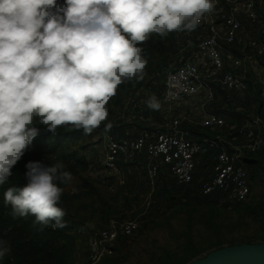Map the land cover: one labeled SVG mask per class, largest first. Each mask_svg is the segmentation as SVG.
<instances>
[{
  "label": "clouds",
  "instance_id": "9594fccd",
  "mask_svg": "<svg viewBox=\"0 0 264 264\" xmlns=\"http://www.w3.org/2000/svg\"><path fill=\"white\" fill-rule=\"evenodd\" d=\"M216 0H0V186L40 127L71 126L90 135L108 121L110 101L125 82H141L147 58L138 46L153 34L195 30ZM55 10V14L53 11ZM151 110L161 101L152 94ZM26 183L4 192L13 218L63 229L58 206L73 181L63 162H28ZM0 239V261L10 253Z\"/></svg>",
  "mask_w": 264,
  "mask_h": 264
},
{
  "label": "trees",
  "instance_id": "16d2710c",
  "mask_svg": "<svg viewBox=\"0 0 264 264\" xmlns=\"http://www.w3.org/2000/svg\"><path fill=\"white\" fill-rule=\"evenodd\" d=\"M51 11L55 14V10ZM199 35L200 30L170 33L166 37L153 34L148 41L138 45L143 48V55L148 60L145 79L138 83L125 82L118 87L116 96L107 106L108 121L124 111L128 98H144L136 96L141 89L153 92L159 98L164 91V84L158 87L156 81L161 76L165 77L171 67L180 64L181 59L178 61L177 55L191 40H194V47L198 45ZM183 54L182 57L186 58L190 53L185 51ZM247 84V90L241 94L226 93L218 88L216 101L209 107V112L225 120V129L232 133L230 138L237 137V141L240 140L238 131L244 121L253 114L263 115L264 111L261 86L253 78L247 79ZM157 89L160 91L157 92ZM145 110L144 117H139V121L129 124L119 120V124H112L107 133L117 139H132L139 136L141 130H152L142 124V120L151 114L149 108ZM139 111L140 108H136V112ZM39 127L40 134L12 169L13 175L0 186V239L6 240L11 249L0 264H90L89 253H85L83 248L87 242L89 223L98 221L97 228H103L112 220L122 223L137 221V218L141 222L138 221L139 230L131 237L121 235L114 246V255L105 257L100 264H130V255H125L128 241L133 237V241H138L145 230L154 226L165 229L171 243L146 250L144 256L147 257V263L142 261L138 264H191L202 258L209 249H223L221 239L231 220L227 218L231 217L228 215H235L237 227L245 225L248 216L264 219V201H254L255 204L246 201L233 205L225 201L226 196L221 191L207 196L202 193L203 185L214 176L213 168L218 155L216 151H210L198 159L194 180L189 185H179L171 166L163 164L154 191L147 177V162L140 159L133 164L120 161V174H125V178L122 181L117 178L120 191L115 197L109 198V194L103 190V182L97 183L83 175L90 168L87 158L89 147L97 136L96 131H104V126L101 125L90 135H85L83 129L76 130L71 126L58 128L55 134L46 131L45 126ZM186 132L191 141L212 138L217 133L200 126L187 128ZM30 161L45 165L61 161L65 170L73 174L70 185H60L65 189L58 205L66 213L63 218L67 222L65 228L53 229L51 226L36 224L35 217L31 215L13 218L10 206H4V192L26 183L25 165ZM245 166L252 184H256V181L264 184V178L261 179L264 171L263 154L249 155ZM114 185L115 182L111 181L106 188H113ZM118 195L123 201L118 199ZM256 239L264 242V232ZM78 252L84 254L79 258Z\"/></svg>",
  "mask_w": 264,
  "mask_h": 264
},
{
  "label": "built area",
  "instance_id": "2783aa9c",
  "mask_svg": "<svg viewBox=\"0 0 264 264\" xmlns=\"http://www.w3.org/2000/svg\"><path fill=\"white\" fill-rule=\"evenodd\" d=\"M258 0H216L212 13L205 17L196 47L189 43L183 49L190 54L180 64L167 72L161 104L172 108L191 101H203L200 106L202 120L194 123L204 129L222 131L225 120L208 107L216 101V90L226 93H244L250 71L246 66L247 55L236 53L235 46H245L242 36L245 21L256 25L260 21ZM247 53L254 56L261 72H264V38L247 43ZM260 64V65H259ZM193 124L189 117L166 116L160 129L143 130L132 139H117L111 134L104 136L105 170L116 176L121 173L119 162L132 163L145 158L147 177L152 191L157 187L163 164L170 165L179 185H189L194 180L197 161L210 151L218 152L213 168V178L202 188L204 195L216 191L225 194V201L241 204L252 194L250 175L245 160L249 155L264 154V114L244 121L238 131L239 144H230L221 136L191 141L187 138L185 124ZM239 140V141H240ZM140 228L138 221L116 223L91 235L89 243L90 264H100L113 254L119 237L133 236Z\"/></svg>",
  "mask_w": 264,
  "mask_h": 264
},
{
  "label": "rangeland",
  "instance_id": "374dc122",
  "mask_svg": "<svg viewBox=\"0 0 264 264\" xmlns=\"http://www.w3.org/2000/svg\"><path fill=\"white\" fill-rule=\"evenodd\" d=\"M257 10L260 16V21L256 25H252L249 22L245 21L244 23V30L242 33V36L245 41V46H235L233 47V50L236 53H241L243 55H247L245 58L246 61V66L248 67L249 71L251 72L249 78L255 79L258 84L261 86L262 89V99L264 101V72H261V70L258 67V62L256 61V58L250 54L247 53V43L254 41V40H259L264 38V0H258L257 2ZM209 19V15L206 16ZM191 43H194V40L190 41ZM183 48H181L182 50ZM184 52L181 51L177 55V58L179 57L178 61L182 59L185 54ZM260 65V64H259ZM164 76H161L157 81L158 87H162L164 84ZM160 91V89H157V92ZM154 94L153 92H149L145 89H141L137 92L136 96L137 97H144V98H134L132 96L131 98H128L125 106L123 108L124 111L120 112L118 117L108 121L111 122V124H119L120 121H125L126 123L129 124H134V121H139V117H144L143 113L145 108H148L146 105V100L149 96ZM156 95V94H155ZM160 99V98H159ZM133 108H132V104ZM203 101L197 100V101H191L188 103H182V105H175L172 108L166 107V105H162L159 110H151V114L148 118H144L142 120V124L145 126L144 127H149L147 120L148 119H155L154 122L155 124H159L160 120H164L166 116H172L173 118H179V117H189L191 121H193V124L190 123V125L185 124L184 127L185 129L191 128V127H197L195 126V122L199 123L200 120H202V115L200 114V106L202 105ZM264 105V103H263ZM211 106V105H210ZM209 106V107H210ZM208 107V110H209ZM136 108H140V111L137 113ZM264 114V111H263ZM160 117V118H158ZM256 117L255 114L251 115L250 119ZM124 119V120H122ZM154 127V126H153ZM143 129V126L141 127ZM142 132V130L139 132V134ZM108 134L107 132L101 130V131H96V137L95 140L92 143V146L89 147V152L87 153V158L88 161L90 162V168L87 172L83 173L84 176L90 177L93 179L95 182H103L105 186H103L104 192L108 195L109 198L115 197L119 193V187H120V181L117 179L119 178L124 179L125 174H119L115 175L114 173L107 172L105 170V162H104V136ZM216 136H221L225 141L228 143L232 144H239L242 142V140H235V138H230L232 136L231 130H222L220 132L217 131ZM263 154V153H261ZM80 155H83L82 152H80ZM263 159H264V154H263ZM140 161H145L142 157H140ZM125 163V162H124ZM132 162L131 164H133ZM129 164V163H128ZM263 171V170H262ZM261 174V172H260ZM121 176V177H120ZM263 179L264 177V171L261 174ZM111 181L115 182V185L112 186L113 188H106V186L111 184ZM122 181V180H121ZM254 183V182H253ZM118 199L120 201H123L122 197H119ZM254 201L256 202H262L264 201V184L261 182H257L256 184H252V194L249 198V200L246 202L250 204H255ZM245 203V204H246ZM122 202L120 203V205ZM244 205L247 207V205ZM121 207V206H120ZM231 217H227L228 219H231L229 221V226L226 231V233L223 234V237L221 239L222 243H224V248L228 247H235V246H244V245H249V246H257V245H262L264 242H261L260 240H257L256 237H259L263 234L264 232V219L262 218H256L254 216H248L247 219L245 220V225H242L241 227H237V224L235 222V215H228ZM128 220V219H127ZM136 221V220H135ZM137 221L140 222L139 218H137ZM111 222H116L120 223L118 221L112 220ZM109 222L105 227L103 228H97L98 226V221L94 223H89L88 226V235H87V242L84 243V251L85 253H89V243H90V238L91 235L98 231V230H103L106 229L110 223ZM125 222H130V221H125ZM124 223V222H122ZM141 223V222H140ZM135 237L131 238V240L128 241V248L125 251V255L127 253L128 257L130 255V264H138L139 262H144L147 263V257L144 256V253L146 250L151 249L153 247H162L163 245H167L171 243L170 237L168 232L165 229L159 228L157 226L150 227L148 230H145L144 234L140 239H136V242L133 241ZM213 241L215 239L213 238ZM213 251L215 250H207L206 253L202 256V258L196 260V261H201L206 259L208 255H210ZM79 258L84 254L81 252H78ZM107 255L105 257L113 256ZM88 256V254H87ZM104 257V258H105ZM103 258V259H104ZM194 261V262H196ZM193 263V262H192Z\"/></svg>",
  "mask_w": 264,
  "mask_h": 264
},
{
  "label": "water",
  "instance_id": "95a60500",
  "mask_svg": "<svg viewBox=\"0 0 264 264\" xmlns=\"http://www.w3.org/2000/svg\"><path fill=\"white\" fill-rule=\"evenodd\" d=\"M173 70V68H170L169 73L173 72ZM191 264H264V244L224 248L211 253L204 260Z\"/></svg>",
  "mask_w": 264,
  "mask_h": 264
},
{
  "label": "crops",
  "instance_id": "0c3cea01",
  "mask_svg": "<svg viewBox=\"0 0 264 264\" xmlns=\"http://www.w3.org/2000/svg\"><path fill=\"white\" fill-rule=\"evenodd\" d=\"M161 97H162V94H161V96H160L159 98H161ZM154 120H155V119H148V120H147V122H148L147 125H149V127H147V128H152V130L160 129V127H161L163 121L160 120V123L156 125V124H155L156 122H154ZM153 126H154V127H153ZM148 130H149V129H148Z\"/></svg>",
  "mask_w": 264,
  "mask_h": 264
}]
</instances>
